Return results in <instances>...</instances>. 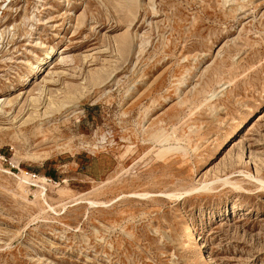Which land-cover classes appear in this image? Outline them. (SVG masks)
Listing matches in <instances>:
<instances>
[{
  "label": "rangeland",
  "instance_id": "374dc122",
  "mask_svg": "<svg viewBox=\"0 0 264 264\" xmlns=\"http://www.w3.org/2000/svg\"><path fill=\"white\" fill-rule=\"evenodd\" d=\"M258 178L264 0H0V264H264Z\"/></svg>",
  "mask_w": 264,
  "mask_h": 264
},
{
  "label": "bare ground",
  "instance_id": "6f19581e",
  "mask_svg": "<svg viewBox=\"0 0 264 264\" xmlns=\"http://www.w3.org/2000/svg\"><path fill=\"white\" fill-rule=\"evenodd\" d=\"M53 50H54V46H47L46 47V50L44 51V53H43V55L42 56H37L36 57V62L35 63H28V67L30 68V70H34L35 68H37L41 63H43L44 61H45V59H46V57H49L50 55H51V53L53 52ZM247 108L248 109H250V106H247ZM18 179H20L21 180V177H18ZM259 179V178H258ZM222 180H224L225 182L226 181H228V179L227 178H223ZM262 183H264V180H262V179H259ZM24 182H27L26 180H24ZM211 183H212V180H211V182L209 181V182H202V184L199 186V187H197V188H195L194 190L195 191H197V190H200V189H206V188H210L211 186ZM260 186V185H259ZM42 193H44V192H42ZM41 193V194H42ZM188 193V192H187ZM164 194H169V195H171V194H174V193H164ZM132 195H134V196H140V197H143V196H148L149 194L148 193H138V192H134V193H132ZM91 202V201H90ZM46 203V202H45ZM92 204H96V203H101V202H98V201H96V202H91ZM103 203V202H102ZM184 227H185V233H186V236H187V238L189 239V240H191L192 239V236H193V234H192V230H191V228H192V226L190 225V224H188V223H185V225H184ZM190 243V242H189ZM189 245V244H188ZM195 245V244H194Z\"/></svg>",
  "mask_w": 264,
  "mask_h": 264
}]
</instances>
